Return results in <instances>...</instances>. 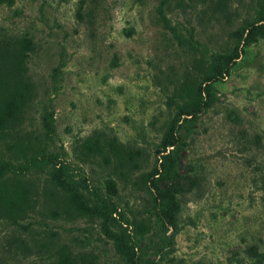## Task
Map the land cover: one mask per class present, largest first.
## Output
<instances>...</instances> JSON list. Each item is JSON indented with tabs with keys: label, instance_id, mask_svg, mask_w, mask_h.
Masks as SVG:
<instances>
[{
	"label": "rangeland",
	"instance_id": "374dc122",
	"mask_svg": "<svg viewBox=\"0 0 264 264\" xmlns=\"http://www.w3.org/2000/svg\"><path fill=\"white\" fill-rule=\"evenodd\" d=\"M262 13L264 0L0 3V47L30 40L32 87L0 162L35 142L46 153L23 175L34 206L0 212V264H264V37H241ZM211 63L182 114L185 81L207 87ZM89 136L133 160L87 155ZM58 179L94 212H65Z\"/></svg>",
	"mask_w": 264,
	"mask_h": 264
},
{
	"label": "trees",
	"instance_id": "16d2710c",
	"mask_svg": "<svg viewBox=\"0 0 264 264\" xmlns=\"http://www.w3.org/2000/svg\"><path fill=\"white\" fill-rule=\"evenodd\" d=\"M9 2V0H0V3ZM245 44L256 41L258 37H264V13L256 23L246 27L241 33ZM31 43L29 39L18 38L0 47V133L11 132L19 125L20 112L28 99L30 98L32 87L25 77V67L23 58L26 51L30 50ZM214 63L205 71L207 87L196 88L193 84L184 83L185 87L190 86L189 96H194V103L187 105L183 109L185 115L193 113L194 106L198 104L197 97L202 92H208L209 84L216 78L214 71H218ZM176 133L171 126L165 139L164 148L173 146L171 138ZM81 150L87 155H100L104 148L109 149L114 156L121 159L133 160L135 150L129 149L118 143L115 139L102 145L96 136H89L81 143ZM19 156L24 162L14 163L13 161L0 162V212L10 218L17 219L23 217L26 211L34 206V198L31 195V187L27 184L23 175L30 164L35 165L37 161L46 156L45 149L39 143H30L18 149ZM173 149L169 150L164 156V160L169 161V166L174 163ZM171 171L170 167L165 169L166 175ZM61 191V204L63 209L69 215L74 212H94V208L87 205L84 198L78 190L70 183L57 180ZM170 197L174 194L169 190ZM168 212V211H166ZM250 250L255 252V247ZM50 264H75L74 258L67 253H62L60 257Z\"/></svg>",
	"mask_w": 264,
	"mask_h": 264
}]
</instances>
